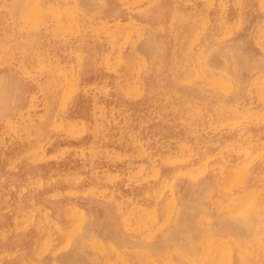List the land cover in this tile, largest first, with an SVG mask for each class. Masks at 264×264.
I'll return each mask as SVG.
<instances>
[{"label":"rangeland","instance_id":"rangeland-1","mask_svg":"<svg viewBox=\"0 0 264 264\" xmlns=\"http://www.w3.org/2000/svg\"><path fill=\"white\" fill-rule=\"evenodd\" d=\"M263 198L264 0H0V264H264Z\"/></svg>","mask_w":264,"mask_h":264},{"label":"clouds","instance_id":"clouds-1","mask_svg":"<svg viewBox=\"0 0 264 264\" xmlns=\"http://www.w3.org/2000/svg\"><path fill=\"white\" fill-rule=\"evenodd\" d=\"M247 211V206H242L241 208L236 210V214L241 215L242 213Z\"/></svg>","mask_w":264,"mask_h":264},{"label":"bare ground","instance_id":"bare-ground-1","mask_svg":"<svg viewBox=\"0 0 264 264\" xmlns=\"http://www.w3.org/2000/svg\"><path fill=\"white\" fill-rule=\"evenodd\" d=\"M229 180H231V179H229ZM233 181V180H232ZM234 183H235V181H234ZM249 194H247V196H248ZM245 196V195H244ZM246 196V197H247ZM240 198V197H239ZM244 199V198H243ZM247 199V198H246ZM264 199V198H263ZM237 200V199H236ZM245 201V200H244ZM251 202V201H250ZM239 203V202H238ZM248 203V202H247ZM241 205H243V204H241ZM241 205H240V207H241ZM250 205V204H249ZM229 206V205H228ZM227 206V207H228ZM238 206V205H237ZM236 208V207H235ZM249 215V214H248ZM264 253V252H263ZM246 254H248V253H246ZM218 256V255H217ZM217 256H216V259H217ZM184 258V257H183ZM248 258V257H247ZM239 259H240V257H239ZM255 259V258H254ZM218 260V259H217Z\"/></svg>","mask_w":264,"mask_h":264}]
</instances>
